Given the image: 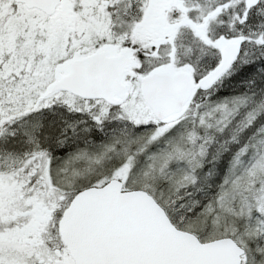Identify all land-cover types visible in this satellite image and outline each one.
Instances as JSON below:
<instances>
[{
    "label": "snow or ice",
    "instance_id": "6c2138e0",
    "mask_svg": "<svg viewBox=\"0 0 264 264\" xmlns=\"http://www.w3.org/2000/svg\"><path fill=\"white\" fill-rule=\"evenodd\" d=\"M0 264H264V0H0Z\"/></svg>",
    "mask_w": 264,
    "mask_h": 264
}]
</instances>
